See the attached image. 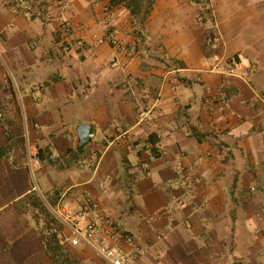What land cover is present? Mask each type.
<instances>
[{
  "label": "crops",
  "instance_id": "1",
  "mask_svg": "<svg viewBox=\"0 0 264 264\" xmlns=\"http://www.w3.org/2000/svg\"><path fill=\"white\" fill-rule=\"evenodd\" d=\"M27 1L0 0V264H56L39 196L97 206L130 264H264V0Z\"/></svg>",
  "mask_w": 264,
  "mask_h": 264
},
{
  "label": "built area",
  "instance_id": "2",
  "mask_svg": "<svg viewBox=\"0 0 264 264\" xmlns=\"http://www.w3.org/2000/svg\"><path fill=\"white\" fill-rule=\"evenodd\" d=\"M26 7L30 10L32 9V4L27 1ZM12 9L16 10V7H13ZM108 38L112 44L119 45L116 32H111ZM65 50H68V46H65ZM235 74H237V65L235 64L229 66L225 71L226 77ZM260 96L264 102V93ZM158 106L159 103L157 102L151 108L141 110L139 122L146 123L152 121L154 110H156ZM2 117L3 114L0 112V119H2ZM28 152V167L32 170V172H35L41 163L39 154L30 149ZM162 154L163 152L159 149L156 154H151L150 158L155 160ZM62 197L63 196L60 198L58 206L52 207V205H48L51 212H53L64 224V229L60 236L61 244L69 243L71 246L76 247L80 245L89 246L104 261L105 264H130L128 254L120 245V240L122 238L129 244H132L134 242L132 236H115L108 227L103 228L98 223V219L101 218V214L97 206H84L77 211H70L67 209L66 205L61 203ZM82 222H86L85 225H81ZM41 225H44L43 222ZM66 229L70 230V235L65 233ZM113 239L116 240L115 243L112 242Z\"/></svg>",
  "mask_w": 264,
  "mask_h": 264
},
{
  "label": "trees",
  "instance_id": "3",
  "mask_svg": "<svg viewBox=\"0 0 264 264\" xmlns=\"http://www.w3.org/2000/svg\"><path fill=\"white\" fill-rule=\"evenodd\" d=\"M20 0H14V2H18ZM28 2H31V4L34 2L28 0ZM143 2H146L147 4L144 5ZM153 0H111L110 4L111 6H116L120 3H124L130 10L131 13L134 16H138L143 14V19L146 17V15L149 13L151 9V3ZM209 11V10H208ZM152 140L153 139H149ZM154 143V142H153ZM154 145H156L154 143ZM159 148L157 146H154L152 149L151 154H156L158 152ZM39 157L40 162L43 159V155L41 154V151H39ZM50 204L52 206L56 205V201L50 199ZM35 206H38L40 208L42 216L39 218H43V224L41 225V237L42 241L48 250L49 254L51 255L52 259L56 264H79L77 261L74 260L73 256V247L69 243L67 244H61L60 243V236L64 229V224L59 220V218L51 212V210L48 208L47 205H45L42 198L39 196L35 201L33 202ZM45 229V230H44ZM44 230V231H43ZM56 230V231H55ZM128 235L126 232L124 233V236Z\"/></svg>",
  "mask_w": 264,
  "mask_h": 264
},
{
  "label": "water",
  "instance_id": "4",
  "mask_svg": "<svg viewBox=\"0 0 264 264\" xmlns=\"http://www.w3.org/2000/svg\"><path fill=\"white\" fill-rule=\"evenodd\" d=\"M80 140H79V149L82 151L84 147L90 141V135L93 133L92 127L90 125H82L80 129Z\"/></svg>",
  "mask_w": 264,
  "mask_h": 264
}]
</instances>
